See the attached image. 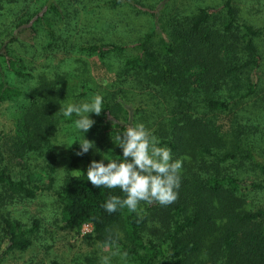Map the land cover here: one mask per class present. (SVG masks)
Here are the masks:
<instances>
[{
    "label": "trees",
    "instance_id": "16d2710c",
    "mask_svg": "<svg viewBox=\"0 0 264 264\" xmlns=\"http://www.w3.org/2000/svg\"><path fill=\"white\" fill-rule=\"evenodd\" d=\"M81 3L0 0V106L12 104L16 112L11 128L0 130V259L30 247L38 220L24 227L9 207L47 189L27 169H42L47 185L53 184L56 132L78 119L63 115L76 98L73 87L64 85L68 78L56 69L65 58L52 65L54 72L49 67L57 54L73 50L99 60L109 53L121 56L120 84L146 88L162 104L154 107L151 121L142 123L154 126L152 134L159 146L171 149L173 159H184L174 203L141 202L136 212L124 207L108 213L102 207L108 197L125 194L87 180L91 160L88 153L76 155L80 141L72 140L67 172L54 192L62 227L89 223L85 236L119 247L136 264H264V208L253 201L264 191V62L257 43L264 29L240 18L233 0H221L216 9L172 10L163 23L151 13L166 36L155 41L154 32L142 33L125 46L85 29L87 21L80 25L73 11ZM46 17L56 24L35 31ZM25 29L33 33L30 42L21 39ZM38 59L43 60L40 69L34 66ZM27 81L33 84L28 94L19 86ZM120 94L118 88L101 95L99 126L110 124L121 134L136 123ZM116 142L114 157L122 156Z\"/></svg>",
    "mask_w": 264,
    "mask_h": 264
},
{
    "label": "rangeland",
    "instance_id": "374dc122",
    "mask_svg": "<svg viewBox=\"0 0 264 264\" xmlns=\"http://www.w3.org/2000/svg\"><path fill=\"white\" fill-rule=\"evenodd\" d=\"M105 1L108 0H82L81 4L76 5L77 8L73 13L80 25H84L86 21L89 22V26L84 27L93 30L96 36L105 41L120 42L125 46L133 43L134 39L142 33L154 32L155 41L161 36H166L167 29L163 31L151 18V13L158 14L161 23L164 22L163 16L172 14V10L184 12L194 10L198 6H211L216 9L221 2V0H121V5L111 8L110 5H102ZM233 4L240 18L264 29V0H233ZM66 10L70 11V8ZM55 24L56 20L46 17L43 23L35 25L34 29L39 32L43 27H51ZM31 34H33L31 31L25 29L20 36L24 42H30ZM257 43L261 48L264 62V39L258 40ZM61 57L65 60L56 69L68 78L64 83L67 89L73 87L72 90L76 96L74 103L91 102L95 95L116 92L119 88L122 95L119 101L128 109V117L135 123L151 121V118L157 115L154 107L162 106L159 96L148 89L140 88L135 84L134 86L120 84L122 58L116 53H109L103 60H99L95 55L86 56L73 50L69 55L59 53L50 62L49 67L52 72H54L52 65ZM74 57L78 61H74ZM42 65V59L34 63L36 69H40ZM261 70L263 75L261 81L264 84V64ZM19 86L28 94L33 84L27 81L19 83ZM72 101L73 99L70 103ZM137 114L141 116L138 118ZM15 116L16 112L12 104L0 106V130L8 131ZM89 117L95 121V124L84 134L76 129L73 121L62 123L58 128L53 141L56 160L53 162L55 172L52 175L54 182L51 186L47 185L46 174H43L42 169H27L32 175L31 178L40 176L41 185L47 189L39 192L32 199H24L10 206L9 210L11 216L20 220L24 227H28L31 219L35 218L39 223L38 228L30 234L32 243L27 250L4 254L0 264H101L104 256H110L116 250L114 245L93 242L90 237L80 235L79 228L64 229L54 194L67 172L66 152L72 140L81 142L84 135L86 139L94 141L95 148L88 151V157L91 161H100L102 159L100 153L112 150L115 138L120 134L116 128H111L110 124L107 129H102L99 126V116L94 113H89ZM106 118L109 119L108 116ZM146 128L151 132L154 131L153 125ZM96 149H99V152ZM111 154L114 157L113 150ZM39 161L41 164L40 158ZM19 163L22 162L19 161ZM104 163H107V160ZM18 166L19 164H16L15 167L18 168ZM253 201L256 203L255 206L264 208V191L259 192L257 196L254 195ZM111 264H123V262L119 256H116L112 257ZM127 264L136 263L128 256Z\"/></svg>",
    "mask_w": 264,
    "mask_h": 264
},
{
    "label": "clouds",
    "instance_id": "9594fccd",
    "mask_svg": "<svg viewBox=\"0 0 264 264\" xmlns=\"http://www.w3.org/2000/svg\"><path fill=\"white\" fill-rule=\"evenodd\" d=\"M103 97L94 96L91 102L69 103L63 108V115L70 117L75 114V127L83 134L95 124L89 113L99 116L103 109ZM116 145L122 150V156H112V150L100 153V161L92 160L87 168L86 177L97 188H119L125 198L109 196L102 207L108 212H116L127 207L136 212L141 202L159 203L167 206L178 199V189L181 183L183 159H173L171 149L159 146L160 141L143 123L129 126L127 130L116 137ZM80 150L77 156L88 153L95 148V142L83 135L78 143ZM99 152V149H96ZM107 160V164L104 161ZM119 256L123 264H127L128 253L121 252L119 247L110 256H104L101 264H111L112 257Z\"/></svg>",
    "mask_w": 264,
    "mask_h": 264
},
{
    "label": "built area",
    "instance_id": "2783aa9c",
    "mask_svg": "<svg viewBox=\"0 0 264 264\" xmlns=\"http://www.w3.org/2000/svg\"><path fill=\"white\" fill-rule=\"evenodd\" d=\"M91 231V225L89 223H82L79 228L80 235H84L86 233H89Z\"/></svg>",
    "mask_w": 264,
    "mask_h": 264
}]
</instances>
